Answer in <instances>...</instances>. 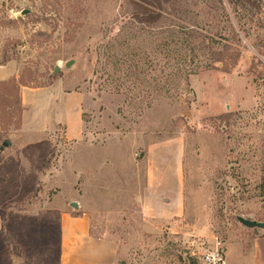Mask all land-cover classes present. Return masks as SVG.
Here are the masks:
<instances>
[{
	"label": "rangeland",
	"instance_id": "374dc122",
	"mask_svg": "<svg viewBox=\"0 0 264 264\" xmlns=\"http://www.w3.org/2000/svg\"><path fill=\"white\" fill-rule=\"evenodd\" d=\"M132 2L0 0V83L30 86L0 87V264H58L60 220L78 214L116 243L114 264H250L264 0H171L153 25ZM225 45L232 71L205 69ZM30 67L50 85L31 88ZM176 141L184 213L149 218L148 151Z\"/></svg>",
	"mask_w": 264,
	"mask_h": 264
},
{
	"label": "crops",
	"instance_id": "0c3cea01",
	"mask_svg": "<svg viewBox=\"0 0 264 264\" xmlns=\"http://www.w3.org/2000/svg\"><path fill=\"white\" fill-rule=\"evenodd\" d=\"M173 144L163 147L160 143L151 146L148 151V198L143 209L149 218L175 219L184 213L180 143L176 141ZM164 149H167L166 153ZM163 161L166 166L162 165ZM60 250L58 264H114L117 255L113 240L91 235V218L87 214L64 215L61 218ZM250 264H264V234L253 240Z\"/></svg>",
	"mask_w": 264,
	"mask_h": 264
},
{
	"label": "trees",
	"instance_id": "16d2710c",
	"mask_svg": "<svg viewBox=\"0 0 264 264\" xmlns=\"http://www.w3.org/2000/svg\"><path fill=\"white\" fill-rule=\"evenodd\" d=\"M171 0H133L132 4L136 7V13L134 14V20L138 22L139 24L143 25H153L160 21V19L163 17V8L164 5L168 4ZM228 45L224 46L223 50L220 51H212V57L214 58L213 65H207L205 69L208 70H220L226 73H230L232 71V68L236 65L237 59L239 56L233 52ZM235 56V63L230 64L231 58ZM221 64V67H218V65ZM53 67V68H52ZM50 70H55V65H53ZM34 68H28L29 73H31V78H34V87L31 88H46L50 85V80L53 79V75H49V81L45 84H39L36 80L39 70L38 68L33 70ZM194 71H191L192 74ZM195 74V73H193ZM192 74V75H193ZM56 76V74L54 75ZM16 87L17 93L19 94L21 87H30L23 83H17L14 82H2L0 83V87ZM137 97L129 96V100H135ZM91 235L94 238H102L101 236H98L93 233L92 231V222H91Z\"/></svg>",
	"mask_w": 264,
	"mask_h": 264
},
{
	"label": "water",
	"instance_id": "95a60500",
	"mask_svg": "<svg viewBox=\"0 0 264 264\" xmlns=\"http://www.w3.org/2000/svg\"><path fill=\"white\" fill-rule=\"evenodd\" d=\"M72 62V61H71ZM69 65H71V63H69ZM60 72V66H56L55 67V70H54V73L55 74H58ZM4 146L5 147H8L9 146V143L7 142V143H5L4 144ZM72 207L74 208V209H79V205L77 204V203H72ZM241 221L243 220V219H240ZM244 221V220H243ZM245 223V225L248 227V228H261V229H264V223H258V222H255V221H245L244 222Z\"/></svg>",
	"mask_w": 264,
	"mask_h": 264
},
{
	"label": "built area",
	"instance_id": "2783aa9c",
	"mask_svg": "<svg viewBox=\"0 0 264 264\" xmlns=\"http://www.w3.org/2000/svg\"><path fill=\"white\" fill-rule=\"evenodd\" d=\"M206 264H213V263H212V259H211L210 257L207 259Z\"/></svg>",
	"mask_w": 264,
	"mask_h": 264
}]
</instances>
